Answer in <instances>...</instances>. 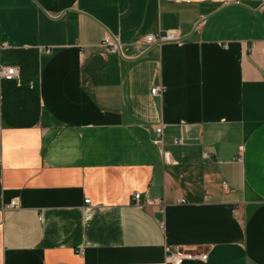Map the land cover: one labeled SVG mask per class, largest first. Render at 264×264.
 <instances>
[{"label": "crops", "instance_id": "0c3cea01", "mask_svg": "<svg viewBox=\"0 0 264 264\" xmlns=\"http://www.w3.org/2000/svg\"><path fill=\"white\" fill-rule=\"evenodd\" d=\"M0 66V264H264V0H0Z\"/></svg>", "mask_w": 264, "mask_h": 264}, {"label": "built area", "instance_id": "2783aa9c", "mask_svg": "<svg viewBox=\"0 0 264 264\" xmlns=\"http://www.w3.org/2000/svg\"><path fill=\"white\" fill-rule=\"evenodd\" d=\"M166 2H171L173 0H164ZM181 38L177 35L175 30L170 31H159L154 34H149L144 37H142L140 40H138L135 44H140L144 47H151V46H161L166 43H173V42H180ZM134 45V43H133ZM100 46L102 48V54L103 56H109V55H116L121 54V42L118 37L106 35L100 42ZM17 76V70L15 67L12 66H0V80H13ZM152 94H159L161 90L159 88H153L151 90ZM155 132L160 135L162 132V126H158L155 129ZM177 143L180 141H176ZM140 198L139 193H135L133 196V199L135 201L136 206L140 207L138 201ZM88 203V200L85 201ZM17 207V201L15 199L11 200L9 204L5 205L4 208L6 209H12ZM234 214L236 212L234 211ZM162 226L163 224L160 223ZM205 254H192V253H186L182 250H170L167 249L166 251V258L165 262L166 264H181L186 259H197V258H205Z\"/></svg>", "mask_w": 264, "mask_h": 264}, {"label": "rangeland", "instance_id": "374dc122", "mask_svg": "<svg viewBox=\"0 0 264 264\" xmlns=\"http://www.w3.org/2000/svg\"><path fill=\"white\" fill-rule=\"evenodd\" d=\"M183 251V250H182Z\"/></svg>", "mask_w": 264, "mask_h": 264}]
</instances>
